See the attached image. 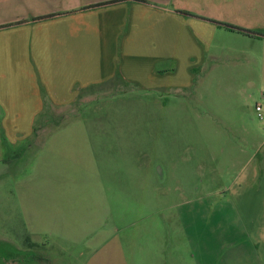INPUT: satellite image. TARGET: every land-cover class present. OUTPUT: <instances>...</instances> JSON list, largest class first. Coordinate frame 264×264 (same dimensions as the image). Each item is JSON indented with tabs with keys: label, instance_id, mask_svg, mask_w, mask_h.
<instances>
[{
	"label": "rangeland",
	"instance_id": "1",
	"mask_svg": "<svg viewBox=\"0 0 264 264\" xmlns=\"http://www.w3.org/2000/svg\"><path fill=\"white\" fill-rule=\"evenodd\" d=\"M247 8L226 7L225 14L248 17L241 16ZM250 8L252 14L262 15L259 1L252 0ZM240 37L216 38L208 60L192 71L194 82L187 87L151 89L134 73L138 80L132 82L116 78L82 90L74 107L49 108L36 119V127L48 130L30 137L5 130L8 122L0 114V264H87L90 255L80 262L71 261L72 252L64 259L58 255L54 209L60 206L57 200H63L64 207L67 201L72 205L76 201V208H89L96 199L88 186L96 183L46 179L45 175L58 174L57 163L48 160L55 153L50 149L54 144L85 149L79 165L91 164L87 154L94 148L114 174L120 173V163L126 166L127 182L113 181L107 192L96 191L112 202V218L108 215L105 223L113 228L114 241L128 233L134 241L147 243L154 225L171 228L169 244L183 248L176 242L184 239L190 212L193 222L200 221L195 187L203 183V191H211L232 182L252 152V142L259 145L264 138V44ZM161 66L159 73L171 67ZM188 72L183 66L177 76L188 79ZM252 126L255 133L245 134ZM191 185L194 189H187ZM121 187L128 189L127 197L122 198ZM189 196H194V204ZM218 200L210 197L207 202L209 264H252L250 250L237 252L241 246L230 241L231 231H217L225 235V251L217 245ZM94 245L88 247L90 253L101 247ZM82 248L87 246L77 250ZM107 249L108 245L99 253ZM171 255L175 258L177 253Z\"/></svg>",
	"mask_w": 264,
	"mask_h": 264
},
{
	"label": "crops",
	"instance_id": "2",
	"mask_svg": "<svg viewBox=\"0 0 264 264\" xmlns=\"http://www.w3.org/2000/svg\"><path fill=\"white\" fill-rule=\"evenodd\" d=\"M109 1L113 0H0V114L8 122L5 130L29 137L47 131V127H36V119L49 108L74 107L82 90L116 78L132 82L138 80L136 74L142 78L140 84L151 89L190 86L192 71L205 64L218 37L241 36L264 44V0H254L262 8V15L257 16L250 8L252 0H117L91 7ZM236 6L248 7L241 15L248 17L225 14L226 7L232 11ZM159 64L171 67L159 73ZM183 66L189 68V78L184 80L177 76ZM252 133L253 126L252 132L245 131ZM50 146L55 153L48 160L57 163L58 174L45 175L46 179L96 183L88 186L96 199L94 204L89 202V208H76V201L74 207L71 201L64 207V201L57 200L60 206L54 211L60 258L72 252L71 261L80 262L90 255L87 264H209L207 202L216 197L220 199L215 211L217 245L225 251V235L217 231L227 229L233 245L239 242L241 246L238 253L250 250L252 264H264V138L259 145L252 142V152L232 182L211 191H203V183L195 187L200 221L193 222L190 212V220L183 226L184 239L176 242L183 248L169 244L171 228L161 230L154 225L147 243L134 241L128 233L114 241L113 228L105 223L108 215L112 218V202L96 191L107 192L113 181L127 182L126 166L120 163V173L114 174L111 164L101 163L94 148L91 152L86 149L91 164L79 165L86 156L79 144ZM120 192L122 198L128 196V189L125 192L121 187ZM190 198L194 204V196ZM93 244L101 247L90 253L88 247ZM81 246L88 249L77 250ZM172 252L177 253L175 258Z\"/></svg>",
	"mask_w": 264,
	"mask_h": 264
},
{
	"label": "trees",
	"instance_id": "3",
	"mask_svg": "<svg viewBox=\"0 0 264 264\" xmlns=\"http://www.w3.org/2000/svg\"><path fill=\"white\" fill-rule=\"evenodd\" d=\"M115 1H117V0H113V1H109V2H104V3L96 4V5H93L91 7L98 6V5H104V4H110V3H114ZM221 24L225 25L226 27H228L231 30H238V31H241V32H246L248 34H252L251 31L246 30V29H243L241 27L233 26V25H230V24H227V23H221Z\"/></svg>",
	"mask_w": 264,
	"mask_h": 264
},
{
	"label": "built area",
	"instance_id": "4",
	"mask_svg": "<svg viewBox=\"0 0 264 264\" xmlns=\"http://www.w3.org/2000/svg\"><path fill=\"white\" fill-rule=\"evenodd\" d=\"M257 110L260 111L261 110V106L257 105Z\"/></svg>",
	"mask_w": 264,
	"mask_h": 264
}]
</instances>
